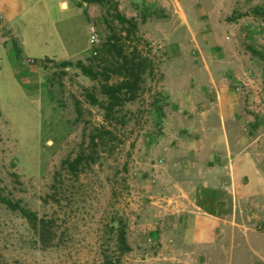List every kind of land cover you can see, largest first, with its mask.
<instances>
[{
    "label": "rangeland",
    "instance_id": "rangeland-1",
    "mask_svg": "<svg viewBox=\"0 0 264 264\" xmlns=\"http://www.w3.org/2000/svg\"><path fill=\"white\" fill-rule=\"evenodd\" d=\"M67 1L68 9L58 0H24L13 13L0 10V193L48 222L42 238L41 231L0 203V263L264 264L263 224L254 209L234 197L219 245L201 248L183 239L177 206L199 183L185 164L198 149L193 137L202 132L201 112L192 105L199 99L187 102L188 93L215 90L210 80L196 76L190 59L212 56L219 33L203 30L210 21H203L197 0L173 2L176 11L188 12L191 31L183 25L168 40L163 36L171 26L167 15L152 14L148 21L141 9L123 8L119 12L136 24L128 35V25L116 21L112 11ZM137 1L145 10L156 8ZM202 1L207 11L211 4ZM238 1L225 0L213 22L225 23L221 37L233 40L248 58L244 72L250 85L223 75L218 83L239 92L255 90L258 100L250 105L258 107L254 115L260 117L264 0ZM132 11L135 17L128 15ZM91 29L99 38L95 46L89 43ZM202 35L204 47L198 49ZM111 36L124 55L136 51L147 61L137 97L107 120L87 99L88 93L100 97L98 81L59 64L80 61L100 72L110 68V82H116L118 75L111 71L116 54L104 59L93 54ZM100 130L112 136L104 135L103 145L93 147L91 138ZM81 153L86 157L73 175L65 162ZM119 222L130 247L121 255L112 229Z\"/></svg>",
    "mask_w": 264,
    "mask_h": 264
},
{
    "label": "crops",
    "instance_id": "crops-1",
    "mask_svg": "<svg viewBox=\"0 0 264 264\" xmlns=\"http://www.w3.org/2000/svg\"><path fill=\"white\" fill-rule=\"evenodd\" d=\"M117 1L119 11L131 6L134 10L141 9L146 17L152 14L154 17L167 15L171 23L165 34L163 33L167 40L183 25L185 29L191 31V27H188V12L176 11L173 3L176 0H145L156 6L150 10L143 9V5L137 0ZM23 2L24 0H0V10L7 7L13 13L16 8L19 10L22 8L20 6ZM205 2L211 4L207 11L202 6V0L196 1V7L205 18L203 21L206 23L210 21L203 30L214 29L216 31L214 34L219 32V35H215L213 39L218 41L217 45L212 46L214 52L212 56L201 54L190 59L191 69L197 70L194 72L196 76L210 80L215 90H193L188 93L187 102L199 99L198 103L192 105L196 104L198 111L201 112L197 126L201 127L202 132L197 139L193 137L191 143L198 149L191 153L193 160H188L189 163L185 165L193 169L190 174L193 172L195 175L198 174L199 183L190 187L191 193L184 194L185 200H179L177 207H179L178 216L183 229V239L189 245L212 248L220 244L221 233L225 225L230 222L227 208L232 205L233 197L237 204H245L254 209L253 215L264 227V101L261 90L262 99L259 100V104H262L258 110L262 113L257 117L254 113H257L258 107L250 105L251 101L258 100V97L252 95L253 92L256 93L255 90L239 92V90H229V87L218 83L220 76L223 75L226 78H233L235 82L241 81L247 86L250 85V79L244 72L248 58L235 46L233 40L225 42L221 37V32L227 28L225 23L213 22L214 18L220 17V10L225 0H205ZM237 2L239 1L234 0V3ZM57 4L60 8L69 7L67 0H58ZM83 5L90 6L84 3ZM128 15L135 17L136 12L132 11ZM156 18L153 23L157 25L159 19ZM147 20L151 21L150 17H147ZM204 38V35L198 38L199 41L196 43L198 49L199 44L201 48L204 47L200 43ZM195 41L194 39L193 42ZM242 68L241 74L236 73L237 69L242 70ZM254 116L258 119H254Z\"/></svg>",
    "mask_w": 264,
    "mask_h": 264
},
{
    "label": "trees",
    "instance_id": "trees-1",
    "mask_svg": "<svg viewBox=\"0 0 264 264\" xmlns=\"http://www.w3.org/2000/svg\"><path fill=\"white\" fill-rule=\"evenodd\" d=\"M82 3L86 5H96L112 11V17L118 21L121 25L127 24V34L130 35L132 30L136 28V24L132 19H127L123 16L118 10V1L117 0H81ZM118 38L116 36H111L108 40L105 41L98 49L95 51V55L99 54L101 58L104 56H112L113 53L116 54V64L113 65V70H111L115 75H118V80L116 82H110L111 77L109 76L108 69L105 68L104 71H96L92 66L85 65L80 61L76 63L64 61L59 64V66L66 68L75 66L78 68L82 74L93 81H98L99 88V98L94 94L88 93L87 99L89 103L93 106H97L104 113L105 119H113L115 114L122 108V106L127 102H132L137 97V94L140 89V85L143 82V75L145 74V58L136 52H132L130 55H124L121 52V48L117 45ZM16 56L18 57L19 51L16 49ZM145 64V65H144ZM263 101H264V83H263ZM103 133V134H102ZM104 135L112 136V132L109 130H100L97 136H92L91 145L93 147L103 145ZM97 137V138H96ZM95 139H98L96 142ZM83 157H86L84 153L79 154L73 161L65 162L67 169L77 175L80 171V167L83 163ZM0 203L5 205L9 210L19 213L21 217L27 220L31 228L42 233V238H44V233L48 230V222L43 219H39L34 212H31L29 209L25 208L20 204L19 201H12L8 197L3 196L0 193ZM114 231V241L115 248L118 253L124 254L130 251V247L126 241V232L125 226L122 222H119L115 228H112ZM3 264V263H0ZM107 264H111L107 260Z\"/></svg>",
    "mask_w": 264,
    "mask_h": 264
},
{
    "label": "built area",
    "instance_id": "built-area-1",
    "mask_svg": "<svg viewBox=\"0 0 264 264\" xmlns=\"http://www.w3.org/2000/svg\"><path fill=\"white\" fill-rule=\"evenodd\" d=\"M99 41L98 34L94 29L90 30L89 43L90 45L95 46ZM95 55V52L93 53Z\"/></svg>",
    "mask_w": 264,
    "mask_h": 264
}]
</instances>
